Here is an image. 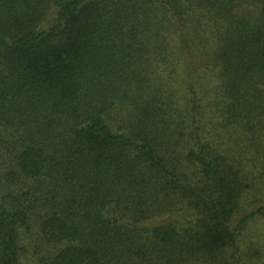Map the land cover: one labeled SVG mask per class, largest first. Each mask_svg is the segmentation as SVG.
Wrapping results in <instances>:
<instances>
[{"label":"trees","instance_id":"16d2710c","mask_svg":"<svg viewBox=\"0 0 264 264\" xmlns=\"http://www.w3.org/2000/svg\"><path fill=\"white\" fill-rule=\"evenodd\" d=\"M264 264V0H0V264Z\"/></svg>","mask_w":264,"mask_h":264},{"label":"rangeland","instance_id":"374dc122","mask_svg":"<svg viewBox=\"0 0 264 264\" xmlns=\"http://www.w3.org/2000/svg\"><path fill=\"white\" fill-rule=\"evenodd\" d=\"M26 264H36L35 258L30 254V256L26 258Z\"/></svg>","mask_w":264,"mask_h":264}]
</instances>
